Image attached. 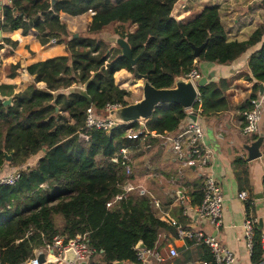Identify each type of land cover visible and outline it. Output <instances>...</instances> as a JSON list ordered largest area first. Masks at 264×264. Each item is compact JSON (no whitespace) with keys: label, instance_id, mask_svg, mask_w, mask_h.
<instances>
[{"label":"trees","instance_id":"obj_1","mask_svg":"<svg viewBox=\"0 0 264 264\" xmlns=\"http://www.w3.org/2000/svg\"><path fill=\"white\" fill-rule=\"evenodd\" d=\"M178 0H11L3 6L2 30L34 29L39 41L51 38L65 46L55 54L30 64L34 83L12 94L10 104L0 98V171L6 166L22 168L14 185L0 186V255L4 264H22L33 250L51 243L54 236L65 240L85 235L96 250L88 264L136 262L135 247L142 242L156 247L161 233H176L174 227L155 214L147 195L135 192L107 208L106 203L123 193L127 178L120 165L110 161L118 149L130 145L127 125L106 132L85 127V110L92 107L96 116L105 115L107 104L125 106L129 92L115 84L114 74L125 69L146 75L157 88H170L176 77L184 76L195 63L206 61L230 64L251 46L261 43L247 59L246 79L264 82V25L258 26L246 40H228L221 23L219 6L207 5L186 21L176 20L172 10ZM264 7V0L261 1ZM95 14L85 32L75 37L59 18L60 13ZM130 26H133L130 29ZM1 28V20H0ZM111 29L128 43L134 66L122 55L120 47H111L101 34ZM121 29V30H120ZM205 48L196 58L192 44ZM83 85L91 102L74 92ZM225 79L209 81L199 87L204 112L227 107ZM1 88L4 86H0ZM2 95L3 92H1ZM255 93L251 99L255 98ZM252 107L248 102L249 110ZM189 114L180 104L157 106L144 120L148 131L157 134L179 127ZM136 129L139 122L130 124ZM258 138L253 135L252 140ZM45 150V151H43ZM11 160L7 163L6 156ZM36 159L31 165V159ZM236 164L245 165L242 160ZM199 189L196 203L200 204ZM251 264L264 260L261 233L255 230ZM202 259L211 263L209 249L201 245ZM175 260L163 264L176 263Z\"/></svg>","mask_w":264,"mask_h":264},{"label":"crops","instance_id":"obj_2","mask_svg":"<svg viewBox=\"0 0 264 264\" xmlns=\"http://www.w3.org/2000/svg\"><path fill=\"white\" fill-rule=\"evenodd\" d=\"M261 1L178 0L171 15L176 20L186 21L189 16H191L189 19H192L198 15L205 6L217 5L228 40L241 41L248 39L258 26L264 25V7L261 6ZM10 3L0 0V86H4L1 88V92L6 94L2 95L0 92V98H4V100L11 99V96H7L8 93L21 92L30 84L44 88L43 82L34 83L35 75L28 72V66L55 54L65 53L64 45H59L56 42L50 43V41L42 44L39 41L38 32L34 29L26 34L22 33L20 29L13 32L3 31V6ZM193 14L195 15L193 16ZM59 18L71 33L78 35L81 32H75L74 29L82 27V30L86 31L92 16L89 12L78 16L60 13ZM132 28L133 26H130V29ZM260 45L261 43H257L249 47L245 53L230 64H215L206 61L194 64L200 78L213 74L207 83L209 81L217 82L219 79L226 80L224 95L227 107L217 112H204L199 105L195 111L196 120L204 131V143L212 150V160L207 171L215 176L223 195V224L218 231L214 230L206 221L201 220L196 213V207L199 205L196 203L198 192L199 189L203 190L202 171L194 170V168H181L170 141H167L163 135L156 134L144 139L133 140L127 146L128 157L134 171L133 182L141 184L160 201V210H155V214L159 218L166 216L182 227L216 235L224 246L234 252L236 264H251V254L246 246L243 228V223L247 218L256 217L258 219L255 230H259L261 236L264 237L262 190L264 182V100L261 105L262 113L258 132L256 134L241 132L244 123L243 113L248 108V102L250 101L251 104L253 101L258 102L261 96L260 84L246 79L249 73L247 59L251 53L259 49ZM22 68H25L26 74L21 72ZM129 73L127 70L121 69L114 74L115 84L119 88L126 89L124 85H126L127 81L125 82V80ZM134 90L140 91L139 87ZM254 93L256 97L251 99V95ZM191 111L194 112L193 109L187 110L188 113ZM187 119L191 118L182 119V123ZM141 124L145 125L144 122ZM179 129L180 127L171 131L170 135L177 134ZM253 135L263 138L260 147L262 155L255 160L248 161L247 152L243 146L254 141L252 140ZM35 160L32 158L28 164L31 165ZM238 160H242L245 165L236 164L235 162ZM8 170L10 171V166L6 165L0 171V177L9 172ZM180 171L181 173H179ZM171 178L176 180L174 184L169 182ZM241 191L247 193V201L238 197ZM180 196L183 198V205L176 200ZM169 245L176 248L177 257H168ZM156 247L161 250L164 257L161 263L150 258L144 263L136 261L123 262L122 264H163L168 260H175L176 263L172 264H203L204 262L201 245L182 240L177 237L176 233H161ZM55 256L56 252L51 254L44 264H57ZM262 262L264 264V260Z\"/></svg>","mask_w":264,"mask_h":264},{"label":"built area","instance_id":"obj_3","mask_svg":"<svg viewBox=\"0 0 264 264\" xmlns=\"http://www.w3.org/2000/svg\"><path fill=\"white\" fill-rule=\"evenodd\" d=\"M8 3L11 0H6ZM91 16L95 14L93 10L88 11ZM50 43H55V39H50ZM26 74L25 68L21 71ZM186 79H190L193 83H196L200 79V74L194 66L184 76ZM84 88L83 85H80ZM262 100H264V92L260 96L258 102L253 101L252 107L243 113L244 123L241 127L243 134H256L259 129V123L262 113ZM199 101V100H198ZM121 107L120 104H107L105 107L104 116H96L92 107H88L85 110V127L96 128L106 132H111L115 128L121 125L129 126L126 129V136L130 140L144 139L150 135H156L154 131H148L145 125L139 122V127L134 129L130 127V124L120 123L110 117V112L114 109ZM191 110V109H190ZM200 112V111H199ZM198 112V113H199ZM194 113L196 116V112ZM188 113V114H189ZM186 119V118H185ZM182 123V121H181ZM180 123V125H181ZM179 132L173 136L170 132H164V138L170 141L172 150L175 153V157L180 164V167L194 168L201 172L203 179V196L201 202L196 207L197 216L206 221L216 231L223 224V195L220 184L215 176L207 171L208 166L212 160V150L204 143V131L201 124L197 120L187 119L184 120L180 126ZM110 161L114 164H118L124 171L127 178H130L133 174V166L128 157V147L122 146L118 149ZM22 168H14L0 177V186L14 185L20 177ZM181 173V171L179 172ZM169 182L174 184L176 180L174 178L169 179ZM263 199H264V182L262 184ZM123 193L117 194L112 200L106 203V207H111L115 202L122 200L125 194L129 192H135L138 195H147L150 198L151 205L154 210H160V201L154 194L145 189L141 184H136L133 180H127L123 186ZM238 197L242 200H248L247 193L241 191ZM176 200L183 205L182 196L177 197ZM162 220L169 222L176 230V235L182 240L192 241L197 245H204L209 249L211 254V263L203 262V264H236L234 252L224 246L216 235L205 233L201 230H195L193 228L182 227L176 221L168 219L166 216L161 218ZM258 219L256 217H249L243 223L245 231L246 246L251 254L253 248V240L255 235V229ZM262 248H264V237L261 236ZM72 249L75 253V263L78 264L82 261H86L88 264L89 259L95 255L96 250L90 247L87 243L85 235L77 234L73 238L64 239L61 236H54L51 243H45L41 247H37L33 250V255L26 259L22 264H44L51 254L56 252L55 261L57 264H68L64 262V253ZM44 255L45 262L39 263L38 256ZM168 257L174 258L178 256V252L172 245L168 246ZM135 257L137 262L144 263L148 259H154L157 263H161L164 257L161 250L157 247L154 248H136ZM0 264H4L0 255Z\"/></svg>","mask_w":264,"mask_h":264},{"label":"water","instance_id":"obj_4","mask_svg":"<svg viewBox=\"0 0 264 264\" xmlns=\"http://www.w3.org/2000/svg\"><path fill=\"white\" fill-rule=\"evenodd\" d=\"M51 5L55 3V0H50ZM1 35V30H0ZM75 37L77 34L74 35ZM117 45L121 48L122 55L127 58L131 65L134 66L137 61V57L133 58L131 49L123 38H118L116 40ZM208 43V39L202 43L200 46L191 45L193 48L194 57H198L200 52L205 48ZM134 77L142 80L140 89L142 91L141 97L138 98L133 103H129L125 106H121L110 112V117L120 123L129 124L134 122H141L149 119L154 109L159 105L168 104H180L184 109L190 110L193 105L199 100V87L205 85L207 81L211 78L213 74L201 77L196 83H193L190 79H186L183 76L176 77L174 84L170 88L157 89L153 87L147 79L146 75H140L137 72L133 73ZM74 92L83 96L88 102H91V98L88 95L85 88L81 86H75ZM264 92V83H260V95ZM11 99L8 98L3 101L4 105L10 104ZM189 118L191 120H196V115L194 113H189ZM263 138L259 136L256 140L250 144H245L243 147L247 152V160L252 161L261 157L262 153L260 147L262 145ZM45 151V150H43ZM11 156H6V161H10ZM142 242H138L136 248H144ZM38 262L44 263V255L38 256ZM64 262L68 264L75 263V253L72 249L67 250L64 253ZM117 264H122L123 262H116ZM79 264H87L86 261H82Z\"/></svg>","mask_w":264,"mask_h":264},{"label":"rangeland","instance_id":"obj_5","mask_svg":"<svg viewBox=\"0 0 264 264\" xmlns=\"http://www.w3.org/2000/svg\"><path fill=\"white\" fill-rule=\"evenodd\" d=\"M195 14H193V16H194ZM191 16H189L188 17V19L190 18ZM83 28L81 27V28H77V29H74L75 30V32H85V31H83L82 30ZM121 30V29H120ZM101 36L103 37V39L105 40V41H107L108 43H109V45L111 46V47H119L118 45H117V43H116V40L118 39V38H120L119 36H117V35H114L113 33H112V30L111 29H107L106 31H104V33H102L101 34ZM127 78H126V80H125V82H126V85H124L125 86V90H127L128 92H129V95H128V97H127V100L130 102V103H133L134 101H136L138 98H140L141 97V94H142V91H141V89H140V86H141V84H142V80L141 79H139V78H137V77H134V75L132 74V73H129V75H127L126 76ZM136 87H139V89H140V93L139 92H136V90H134V88H136ZM139 96V97H138ZM7 162V161H6ZM8 163V162H7ZM12 168H16V167H10V170L12 169ZM9 171V170H8Z\"/></svg>","mask_w":264,"mask_h":264}]
</instances>
